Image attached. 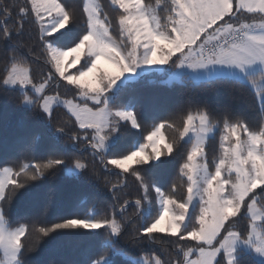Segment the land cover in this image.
<instances>
[{
    "label": "snow or ice",
    "instance_id": "snow-or-ice-1",
    "mask_svg": "<svg viewBox=\"0 0 264 264\" xmlns=\"http://www.w3.org/2000/svg\"><path fill=\"white\" fill-rule=\"evenodd\" d=\"M156 74L247 88L264 120V0H0V94L46 129L0 161V264L101 233L85 264H264V126L191 99L146 116L130 86ZM60 172L105 190L102 210L50 220L49 189L13 215Z\"/></svg>",
    "mask_w": 264,
    "mask_h": 264
},
{
    "label": "trees",
    "instance_id": "trees-1",
    "mask_svg": "<svg viewBox=\"0 0 264 264\" xmlns=\"http://www.w3.org/2000/svg\"><path fill=\"white\" fill-rule=\"evenodd\" d=\"M71 2L75 4L78 0H71ZM112 15L115 14L112 13ZM165 79V76L156 74L145 77L130 86L135 90L134 95L138 98L146 116L151 115L150 109L154 106L159 107L162 114H166L177 105L191 99L198 104H207L217 111L227 106L234 114H243L252 127L264 126L258 101L247 88L238 90L237 86L228 83L210 87L191 81L184 84L175 82L169 84ZM55 115L57 120H63V113L59 109ZM150 123L151 120H148L147 124L150 125ZM45 132L42 121L34 118L30 112L17 104L15 94H0V161L14 158L16 152L12 146L21 138L34 134H39L44 138ZM132 139L134 137L126 135L125 143H130ZM171 175L172 171L169 169L165 174L166 182L171 179ZM129 183L132 185L131 179ZM49 189L52 190L54 197L46 214L50 220L62 215L69 218L83 216L89 208L101 211L109 195L105 190L91 183L77 180L75 177L60 172L38 187L31 189L30 192L23 194L14 207L13 215H23L32 206H39L42 212ZM129 214H131V209H129ZM76 231L73 230L74 233ZM79 231L86 232L87 230ZM104 235L101 233L99 236L87 234L52 236L42 241L37 250L29 254V258L34 264H85L89 254H92L93 258L99 254ZM126 243V239L122 238L121 246ZM145 251L147 252L148 249L145 248ZM138 254V252L131 253L133 256ZM115 259L118 264H122L125 257Z\"/></svg>",
    "mask_w": 264,
    "mask_h": 264
},
{
    "label": "rangeland",
    "instance_id": "rangeland-1",
    "mask_svg": "<svg viewBox=\"0 0 264 264\" xmlns=\"http://www.w3.org/2000/svg\"><path fill=\"white\" fill-rule=\"evenodd\" d=\"M161 67H164V66H161ZM163 76H165V77H166L165 81H167V79H168L167 75H163Z\"/></svg>",
    "mask_w": 264,
    "mask_h": 264
}]
</instances>
